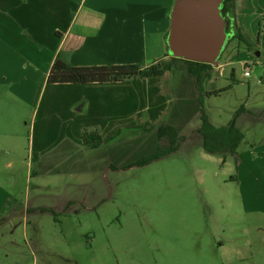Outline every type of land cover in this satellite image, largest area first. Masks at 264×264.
<instances>
[{
    "label": "rangeland",
    "instance_id": "374dc122",
    "mask_svg": "<svg viewBox=\"0 0 264 264\" xmlns=\"http://www.w3.org/2000/svg\"><path fill=\"white\" fill-rule=\"evenodd\" d=\"M231 2L230 41L211 65L214 86L204 85L217 92L203 93L202 104L211 125L235 121L243 135L236 154L204 149L200 104L176 101L182 84L173 73L155 89L138 86L157 98L117 122L121 140L111 135L120 114L103 117L95 150L78 137L63 152L66 142L49 137L70 125L52 114L31 129L21 120L30 108L0 86V264H264V0ZM160 124L187 138L125 167L155 149Z\"/></svg>",
    "mask_w": 264,
    "mask_h": 264
},
{
    "label": "crops",
    "instance_id": "0c3cea01",
    "mask_svg": "<svg viewBox=\"0 0 264 264\" xmlns=\"http://www.w3.org/2000/svg\"><path fill=\"white\" fill-rule=\"evenodd\" d=\"M123 1L0 0V86L7 83V91L30 108L28 115L21 114V120L31 129L37 121L54 119L53 115H59L62 126L70 125L67 131L59 128L60 132L49 137L63 140L60 144L66 142L63 152L71 140L81 138L83 129L99 126L110 112L120 114L113 116L111 135L121 140L122 128L117 122H123L142 107L147 108L152 101L150 96L157 98L138 86L155 89L163 85L169 73L182 84L175 91L180 94L176 101H190L194 106L198 103L195 77L179 67L159 77L134 76L123 81L59 84L46 81L58 54L73 66L137 64L144 67L159 59H170L165 36L174 0H126L127 5ZM215 80L210 76L205 79L204 92L214 89L205 90L204 85L214 86ZM61 85L64 86L59 88ZM171 104L162 105L167 108L166 113L170 112ZM10 115L13 118V110ZM3 116L2 113L0 122ZM100 134L104 139L102 130ZM56 144L46 150L32 151L31 160L39 163L45 153L55 150Z\"/></svg>",
    "mask_w": 264,
    "mask_h": 264
},
{
    "label": "trees",
    "instance_id": "16d2710c",
    "mask_svg": "<svg viewBox=\"0 0 264 264\" xmlns=\"http://www.w3.org/2000/svg\"><path fill=\"white\" fill-rule=\"evenodd\" d=\"M244 43L247 41L236 35ZM181 63L185 70L195 77L196 91L198 93V103L202 124L197 132L201 134L203 147L206 151L215 153L227 148L230 154H236L237 145L242 141V133L235 127V121L232 120L228 125L215 127L209 123L203 111L202 94L206 95L217 92L212 90L204 92L203 83L210 76L211 65L196 61H189L182 58L171 57L169 60L159 59L148 66H139L137 64H113L96 66H73L61 54H58L49 70L46 81L49 84L59 83H89V82H112L128 80L134 76L140 78H151L162 76L166 71L176 68ZM178 66V65H177ZM228 88V87H227ZM226 89V88H225ZM95 127L83 129L81 132L82 145L87 150L98 149L103 144V137ZM155 150L141 155L137 159L125 165V167L142 166L153 160L175 151L178 145L187 138L180 135L171 125L160 124L154 131ZM42 211H48L47 208H41Z\"/></svg>",
    "mask_w": 264,
    "mask_h": 264
},
{
    "label": "water",
    "instance_id": "95a60500",
    "mask_svg": "<svg viewBox=\"0 0 264 264\" xmlns=\"http://www.w3.org/2000/svg\"><path fill=\"white\" fill-rule=\"evenodd\" d=\"M223 0H174L165 36L171 57L216 65L229 39Z\"/></svg>",
    "mask_w": 264,
    "mask_h": 264
},
{
    "label": "flooded vegetation",
    "instance_id": "af4514ba",
    "mask_svg": "<svg viewBox=\"0 0 264 264\" xmlns=\"http://www.w3.org/2000/svg\"><path fill=\"white\" fill-rule=\"evenodd\" d=\"M231 9H232L231 0H223L221 13H222V16H223V18L225 20V31L226 32H229L231 24H232V22H231L232 15H230L231 14L230 13ZM229 41H230V39H229ZM228 42H227V44H228ZM224 50H225V48H224ZM221 55H222V53H221Z\"/></svg>",
    "mask_w": 264,
    "mask_h": 264
},
{
    "label": "built area",
    "instance_id": "2783aa9c",
    "mask_svg": "<svg viewBox=\"0 0 264 264\" xmlns=\"http://www.w3.org/2000/svg\"><path fill=\"white\" fill-rule=\"evenodd\" d=\"M244 75H245V76H248V75H249V70H248V68L245 70Z\"/></svg>",
    "mask_w": 264,
    "mask_h": 264
}]
</instances>
